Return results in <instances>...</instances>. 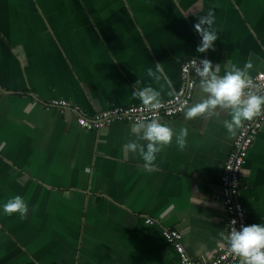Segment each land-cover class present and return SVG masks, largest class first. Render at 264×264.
<instances>
[{"label":"crops","instance_id":"0c3cea01","mask_svg":"<svg viewBox=\"0 0 264 264\" xmlns=\"http://www.w3.org/2000/svg\"><path fill=\"white\" fill-rule=\"evenodd\" d=\"M209 10L218 39L201 53L194 25ZM251 53L264 59V0H0V264H178L162 228L182 233L190 258H211L225 235L219 177L238 131L224 127L228 111L158 119L174 136L148 171L125 148L132 123L85 130L43 103L92 114L141 102L132 92L147 86L162 101L180 85L182 60L206 58L223 75L226 62L246 70ZM240 184L247 226L264 224V126ZM16 195L23 218L3 212Z\"/></svg>","mask_w":264,"mask_h":264},{"label":"clouds","instance_id":"9594fccd","mask_svg":"<svg viewBox=\"0 0 264 264\" xmlns=\"http://www.w3.org/2000/svg\"><path fill=\"white\" fill-rule=\"evenodd\" d=\"M213 23L214 12L211 10L206 16L198 17V22L194 25L201 37L198 52L203 53L213 48L214 41L218 39L217 32L212 29ZM193 70L199 78L198 87L202 95L198 102L185 106L186 119L228 111L231 119L224 120V127L234 134L243 121H251L264 110V94H259L253 88L244 68L226 62L224 74L219 75V68L205 58L199 59ZM156 73H163L160 63L156 64ZM149 75H153L151 69ZM165 83L170 85L171 81L166 80ZM132 96L138 98L147 109L156 110L161 107V93L151 86L135 89ZM130 130L136 139L127 143L125 148L128 152L141 156L144 168L152 171L161 148L172 143L173 130L155 118L138 120L130 125ZM187 135L186 128H182L176 135V144L180 149L185 148ZM28 210L26 202L19 195L9 198L3 204L4 213H19L21 218L27 215ZM231 224L233 227L227 235L221 233L222 239L217 242L218 245L227 247L229 253L240 259V264H264V224L241 225L239 229L234 226L235 220Z\"/></svg>","mask_w":264,"mask_h":264},{"label":"built area","instance_id":"2783aa9c","mask_svg":"<svg viewBox=\"0 0 264 264\" xmlns=\"http://www.w3.org/2000/svg\"><path fill=\"white\" fill-rule=\"evenodd\" d=\"M198 61V58L189 57L180 62V85L171 97L161 101V107L156 110L145 108L141 102L128 106L111 107L92 114H86L79 105L65 99H51L44 102L43 105L46 108H56L61 112L64 110L71 112L76 124L85 130L100 131L114 121L134 123L141 119L172 117L181 113L190 103L194 87L199 82V78L193 70ZM249 80L259 94H264V72H257L255 75L249 76ZM263 126L264 110L251 121H243L235 135L233 146L223 161L219 180L220 203L225 212V235L233 227L231 224L233 220L236 221L234 226L237 229L241 225L247 226L244 206L239 196L240 175L248 151ZM144 221L147 224L153 223V219L148 217ZM161 234L165 241L173 247L178 264H234L239 259L229 253L227 247H220L211 258L194 260L189 257L183 246L181 232L172 228H162Z\"/></svg>","mask_w":264,"mask_h":264},{"label":"water","instance_id":"95a60500","mask_svg":"<svg viewBox=\"0 0 264 264\" xmlns=\"http://www.w3.org/2000/svg\"><path fill=\"white\" fill-rule=\"evenodd\" d=\"M246 71L248 76H253L257 72H264V59L260 58L254 53H251L247 61Z\"/></svg>","mask_w":264,"mask_h":264},{"label":"rangeland","instance_id":"374dc122","mask_svg":"<svg viewBox=\"0 0 264 264\" xmlns=\"http://www.w3.org/2000/svg\"><path fill=\"white\" fill-rule=\"evenodd\" d=\"M79 1H81V0H79Z\"/></svg>","mask_w":264,"mask_h":264},{"label":"bare ground","instance_id":"6f19581e","mask_svg":"<svg viewBox=\"0 0 264 264\" xmlns=\"http://www.w3.org/2000/svg\"><path fill=\"white\" fill-rule=\"evenodd\" d=\"M165 240V239H164Z\"/></svg>","mask_w":264,"mask_h":264}]
</instances>
